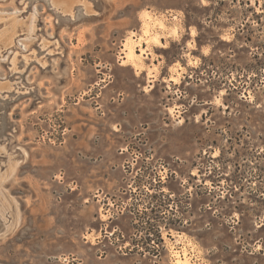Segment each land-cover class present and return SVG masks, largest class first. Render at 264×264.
<instances>
[{
	"label": "rangeland",
	"instance_id": "obj_1",
	"mask_svg": "<svg viewBox=\"0 0 264 264\" xmlns=\"http://www.w3.org/2000/svg\"><path fill=\"white\" fill-rule=\"evenodd\" d=\"M142 10L180 30L136 72ZM173 245L264 264V0H0V264Z\"/></svg>",
	"mask_w": 264,
	"mask_h": 264
},
{
	"label": "bare ground",
	"instance_id": "obj_2",
	"mask_svg": "<svg viewBox=\"0 0 264 264\" xmlns=\"http://www.w3.org/2000/svg\"><path fill=\"white\" fill-rule=\"evenodd\" d=\"M139 20L141 23L139 33H136V31L133 30L131 34L127 35L122 43L121 49V63L132 65L136 69V72L144 69L143 58L144 56L147 57L152 53L150 45L160 44L163 46L160 39L162 36H175L180 30L179 22H176L177 20H172L171 24H167L161 17L153 15L150 10H142ZM152 69V71H148L149 76H151V80L156 77V67H152ZM175 69L179 74V69ZM178 74L170 75L169 79L174 82H178ZM189 244L191 245L192 243L188 241L186 245ZM186 245L183 246L182 249H176L174 248V245L172 247L170 246L173 264H199L193 263L191 256L187 252L188 250ZM200 264H203V262Z\"/></svg>",
	"mask_w": 264,
	"mask_h": 264
},
{
	"label": "water",
	"instance_id": "obj_3",
	"mask_svg": "<svg viewBox=\"0 0 264 264\" xmlns=\"http://www.w3.org/2000/svg\"><path fill=\"white\" fill-rule=\"evenodd\" d=\"M80 12V11H79ZM80 14V13H79ZM67 18V16H65ZM2 104H5L4 102H2Z\"/></svg>",
	"mask_w": 264,
	"mask_h": 264
}]
</instances>
